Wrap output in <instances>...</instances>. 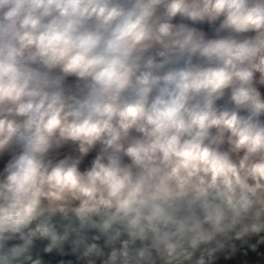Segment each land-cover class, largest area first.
I'll return each instance as SVG.
<instances>
[{"label": "clouds", "instance_id": "1", "mask_svg": "<svg viewBox=\"0 0 264 264\" xmlns=\"http://www.w3.org/2000/svg\"><path fill=\"white\" fill-rule=\"evenodd\" d=\"M0 264H264V0H0Z\"/></svg>", "mask_w": 264, "mask_h": 264}, {"label": "rangeland", "instance_id": "2", "mask_svg": "<svg viewBox=\"0 0 264 264\" xmlns=\"http://www.w3.org/2000/svg\"><path fill=\"white\" fill-rule=\"evenodd\" d=\"M90 159V158H89ZM86 163H87V161H86Z\"/></svg>", "mask_w": 264, "mask_h": 264}]
</instances>
